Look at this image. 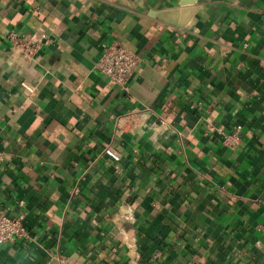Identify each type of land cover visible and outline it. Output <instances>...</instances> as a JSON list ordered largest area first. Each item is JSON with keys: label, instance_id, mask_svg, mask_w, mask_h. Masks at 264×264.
<instances>
[{"label": "crops", "instance_id": "1", "mask_svg": "<svg viewBox=\"0 0 264 264\" xmlns=\"http://www.w3.org/2000/svg\"><path fill=\"white\" fill-rule=\"evenodd\" d=\"M183 2L0 0V207L28 233L0 264H264V0ZM10 32L48 41L27 62ZM114 42L128 91L95 67Z\"/></svg>", "mask_w": 264, "mask_h": 264}, {"label": "built area", "instance_id": "2", "mask_svg": "<svg viewBox=\"0 0 264 264\" xmlns=\"http://www.w3.org/2000/svg\"><path fill=\"white\" fill-rule=\"evenodd\" d=\"M36 9H39V7L36 6ZM7 37L27 62L36 60L37 53L48 41V36L40 32L29 37H21L15 32H10ZM103 47V52L97 59L95 67L116 85L128 91L130 78L139 64V56L130 47L119 42L104 44ZM23 84L31 90L27 83L24 82ZM216 130L222 136V144L225 147L230 149L239 147L242 124H237L230 131ZM24 205L23 200L18 202V213L13 217L0 207V246L27 236V229L24 225L25 214L22 210Z\"/></svg>", "mask_w": 264, "mask_h": 264}, {"label": "water", "instance_id": "3", "mask_svg": "<svg viewBox=\"0 0 264 264\" xmlns=\"http://www.w3.org/2000/svg\"><path fill=\"white\" fill-rule=\"evenodd\" d=\"M195 0H184L183 4H190V3H194Z\"/></svg>", "mask_w": 264, "mask_h": 264}]
</instances>
